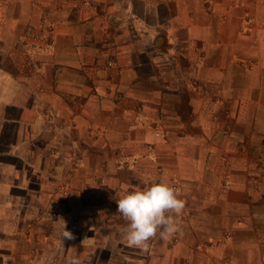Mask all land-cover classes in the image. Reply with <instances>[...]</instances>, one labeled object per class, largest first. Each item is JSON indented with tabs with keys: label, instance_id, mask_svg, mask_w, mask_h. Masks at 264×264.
<instances>
[{
	"label": "crops",
	"instance_id": "crops-1",
	"mask_svg": "<svg viewBox=\"0 0 264 264\" xmlns=\"http://www.w3.org/2000/svg\"><path fill=\"white\" fill-rule=\"evenodd\" d=\"M263 101L264 0H0V264H264ZM158 182L181 231L130 247Z\"/></svg>",
	"mask_w": 264,
	"mask_h": 264
},
{
	"label": "clouds",
	"instance_id": "clouds-1",
	"mask_svg": "<svg viewBox=\"0 0 264 264\" xmlns=\"http://www.w3.org/2000/svg\"><path fill=\"white\" fill-rule=\"evenodd\" d=\"M180 196L179 189L158 182L134 189L117 200V212L128 222L124 235L127 245L146 250L158 234L166 240L180 232V217L185 208V200ZM73 238L64 227L63 239ZM67 264H79V260L70 257Z\"/></svg>",
	"mask_w": 264,
	"mask_h": 264
},
{
	"label": "rangeland",
	"instance_id": "rangeland-1",
	"mask_svg": "<svg viewBox=\"0 0 264 264\" xmlns=\"http://www.w3.org/2000/svg\"><path fill=\"white\" fill-rule=\"evenodd\" d=\"M264 102V101H263ZM262 106H264V105H262ZM257 150V156L258 155H264V148H260V149H256ZM256 150H255V152H256ZM259 157V159H258V161H257V164L260 166V167H262V170H263V172H264V162H261V158L262 157H260V156H258ZM263 159V158H262ZM263 161H264V159H263Z\"/></svg>",
	"mask_w": 264,
	"mask_h": 264
}]
</instances>
